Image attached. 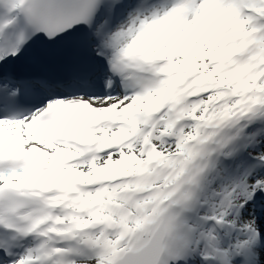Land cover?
Returning a JSON list of instances; mask_svg holds the SVG:
<instances>
[{
    "label": "snow or ice",
    "instance_id": "1",
    "mask_svg": "<svg viewBox=\"0 0 264 264\" xmlns=\"http://www.w3.org/2000/svg\"><path fill=\"white\" fill-rule=\"evenodd\" d=\"M0 264H264V0H0Z\"/></svg>",
    "mask_w": 264,
    "mask_h": 264
}]
</instances>
